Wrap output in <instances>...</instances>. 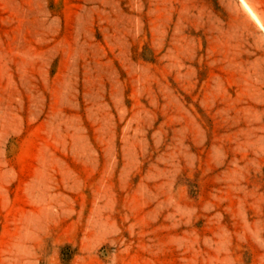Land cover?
Segmentation results:
<instances>
[{
    "label": "rangeland",
    "instance_id": "obj_1",
    "mask_svg": "<svg viewBox=\"0 0 264 264\" xmlns=\"http://www.w3.org/2000/svg\"><path fill=\"white\" fill-rule=\"evenodd\" d=\"M0 264H264V0H0Z\"/></svg>",
    "mask_w": 264,
    "mask_h": 264
}]
</instances>
